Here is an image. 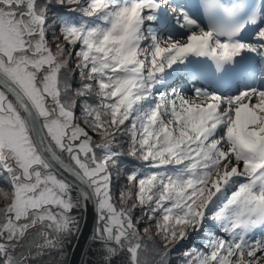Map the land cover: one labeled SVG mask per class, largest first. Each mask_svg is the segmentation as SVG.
I'll return each mask as SVG.
<instances>
[{
  "label": "snow or ice",
  "instance_id": "1",
  "mask_svg": "<svg viewBox=\"0 0 264 264\" xmlns=\"http://www.w3.org/2000/svg\"><path fill=\"white\" fill-rule=\"evenodd\" d=\"M0 176V264H264V0H0Z\"/></svg>",
  "mask_w": 264,
  "mask_h": 264
},
{
  "label": "water",
  "instance_id": "2",
  "mask_svg": "<svg viewBox=\"0 0 264 264\" xmlns=\"http://www.w3.org/2000/svg\"><path fill=\"white\" fill-rule=\"evenodd\" d=\"M61 155L65 163H71L67 153H62ZM54 168L58 175L67 179L69 182L78 183L73 176L59 165H54ZM73 214L78 215L80 218L81 231L77 237L73 238L70 243L67 244L63 255L60 256V260H62L63 264H83L85 259L93 261L96 257L92 256L90 253L86 256L85 253L90 246L89 237L91 236L94 226V212L89 206L87 210L78 209ZM44 260L47 264L49 257H44Z\"/></svg>",
  "mask_w": 264,
  "mask_h": 264
},
{
  "label": "trees",
  "instance_id": "3",
  "mask_svg": "<svg viewBox=\"0 0 264 264\" xmlns=\"http://www.w3.org/2000/svg\"><path fill=\"white\" fill-rule=\"evenodd\" d=\"M160 91H165V89H161ZM125 150L127 145L124 146ZM126 164L129 165V167L132 166L133 161L132 158H126L124 161ZM136 166H140L139 163H136ZM124 183V177L123 175H121L120 180L117 181L115 173L113 174V187L114 189L118 186V184H122ZM0 186H5V182L2 178V176H0ZM3 205V201H0V206ZM213 230V229H212ZM196 244L198 247L201 244L200 241V237L199 236H193L189 241L184 242L182 245H180L179 247H177L171 254H170V264H179V256L180 253L187 247H190L192 244Z\"/></svg>",
  "mask_w": 264,
  "mask_h": 264
},
{
  "label": "rangeland",
  "instance_id": "4",
  "mask_svg": "<svg viewBox=\"0 0 264 264\" xmlns=\"http://www.w3.org/2000/svg\"><path fill=\"white\" fill-rule=\"evenodd\" d=\"M174 2H175V0H174ZM162 35H165V36H166L167 33H162ZM168 87H169V88H171V87H180V88H183V89L186 90V94H187V95H191V94H192V93H191V89H192V87H193V83L190 82V79H189V78H185L184 81H183V80H180V79H177L176 81H172V82H170V84H169ZM160 89H165V88H160ZM160 89H159V90H160ZM165 90H166V89H165ZM213 230L216 231L217 234H221V233L219 232V230L216 229V228H214V227H213ZM256 235H257V236L260 235L259 230L257 231Z\"/></svg>",
  "mask_w": 264,
  "mask_h": 264
},
{
  "label": "bare ground",
  "instance_id": "5",
  "mask_svg": "<svg viewBox=\"0 0 264 264\" xmlns=\"http://www.w3.org/2000/svg\"><path fill=\"white\" fill-rule=\"evenodd\" d=\"M180 1H182V0H180ZM185 79H183V81H184Z\"/></svg>",
  "mask_w": 264,
  "mask_h": 264
}]
</instances>
